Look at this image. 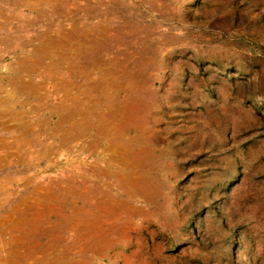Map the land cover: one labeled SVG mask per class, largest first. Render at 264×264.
Instances as JSON below:
<instances>
[{
	"label": "rangeland",
	"instance_id": "1",
	"mask_svg": "<svg viewBox=\"0 0 264 264\" xmlns=\"http://www.w3.org/2000/svg\"><path fill=\"white\" fill-rule=\"evenodd\" d=\"M0 24L4 71L28 72L23 88L0 81L17 94L3 101L21 120L55 124L72 153L61 161L71 170L33 193L20 233L37 244L51 224L70 242L77 210L102 218L101 254L64 249L43 264H264V0H0ZM134 94L152 158L139 169L145 191L130 197L113 179L119 159L103 160L106 181L88 164L106 154L94 123ZM41 98L43 112L27 111Z\"/></svg>",
	"mask_w": 264,
	"mask_h": 264
},
{
	"label": "crops",
	"instance_id": "2",
	"mask_svg": "<svg viewBox=\"0 0 264 264\" xmlns=\"http://www.w3.org/2000/svg\"><path fill=\"white\" fill-rule=\"evenodd\" d=\"M10 37V26L0 24V81L17 77L20 81L22 80L23 88L28 86V82H26L28 72L21 70L22 68L19 66V70L14 74L10 68L8 71H4L1 64V60L11 50ZM18 61L19 64H22L23 59L19 58ZM44 77L45 75L42 73L40 79L42 80ZM40 82L36 83L38 87L36 91L42 94L43 87L39 85ZM18 90H20L19 94L26 95V92L21 88ZM7 94L8 97H12L11 94L13 93L0 83V119H3V116L10 118L8 126H5L3 122L0 123V139H2L0 143L7 142L9 148L8 152H0V264H43L44 256L50 254L49 251L43 250V246L54 238V226L47 224V240L37 242L41 246V248H38L36 244L30 245L29 241L24 239L25 236L19 232V221L35 201L33 193L39 191L46 193L47 186L53 182L54 176L60 174L62 170H69L63 166L61 161H69L72 153L71 150L66 151L64 146L61 145L58 137L60 131L56 132L53 127L55 124H47L48 122L40 118L39 115V119L28 118L30 116L27 115H25L26 119H19L16 114H19L18 111L20 110H18L15 103H12L11 98L7 99L8 102L7 100L3 101L2 97ZM25 97L27 98V96ZM4 102H7V109L3 107ZM25 106L28 105L24 104ZM31 107L34 108H29L27 111L33 112L34 109L35 112H43L44 103L42 98ZM25 109L27 108H23L24 112H26ZM4 130L8 131L6 132L8 135L2 134ZM49 133L51 135L45 136ZM45 138H48L47 142L49 143L46 148ZM74 141L72 140L70 144H73ZM80 141L81 143L84 142L81 139ZM99 159L101 161L97 163L98 169L105 164L104 158L99 157ZM90 165H93V163L88 164L89 167ZM98 179L107 180L101 169L98 171ZM18 239L23 241L22 247L21 244L15 242Z\"/></svg>",
	"mask_w": 264,
	"mask_h": 264
},
{
	"label": "bare ground",
	"instance_id": "3",
	"mask_svg": "<svg viewBox=\"0 0 264 264\" xmlns=\"http://www.w3.org/2000/svg\"><path fill=\"white\" fill-rule=\"evenodd\" d=\"M127 99L128 100L125 102V104L120 106L118 110L112 111L110 109V111L106 115L99 117L98 123L95 122L94 125L97 129V132L95 134L97 139L95 140H105L107 143V147L104 151L106 154L103 155L105 157V159L103 160L107 162L106 168H109L110 165L114 163V161L119 159L120 168L114 172L115 178L113 179L116 181V184L120 185L126 196L133 197L137 189L138 194L145 191L144 183L147 182V177L141 174L139 169L146 166L148 160L152 158V153H150L149 149V134L147 129V124L149 122L148 117L141 114V107L144 103L139 97H137L136 94L129 96ZM90 110L93 109L91 108ZM91 115H93V113ZM89 123H93L92 120ZM130 131H134L132 138H125V133ZM73 165L74 167L78 166L79 168H81V165L79 164L76 165L74 163ZM90 167L94 171H99V169L97 168V163H93V165H90ZM62 186L65 187L66 182H63ZM89 198L90 202L93 205H96V208L98 207L97 211H100L99 207H103L101 206L100 201L95 197L89 196ZM77 211L78 212L75 215V218L77 220V218L81 216V221H76L74 227L75 229L81 228L82 231L78 232L77 230V233L74 235L73 239L70 242H65V240H62L60 237L57 240L56 237L58 235L55 234L56 237L52 238V240L46 245V247L43 246L44 251L47 250L49 251L48 253H52L53 251L61 253L64 249L65 251H71L72 249L78 247L77 249L80 251H95L97 254H101L102 250H104L102 240L103 231L101 229L102 223L100 222L102 218L98 217V219H94L95 213H92V209L90 211L82 209ZM53 230L56 231L55 226L53 227ZM15 242L21 244L22 247L23 241L18 239ZM36 246L38 248H41L39 244H36ZM111 246L112 242L108 244V247ZM48 255L49 254H46L44 258ZM60 264L65 263L61 262Z\"/></svg>",
	"mask_w": 264,
	"mask_h": 264
}]
</instances>
